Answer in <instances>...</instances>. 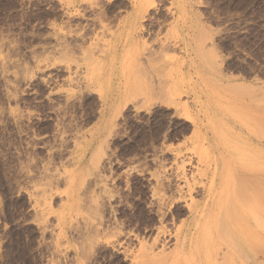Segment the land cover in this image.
<instances>
[{"label": "rangeland", "instance_id": "374dc122", "mask_svg": "<svg viewBox=\"0 0 264 264\" xmlns=\"http://www.w3.org/2000/svg\"><path fill=\"white\" fill-rule=\"evenodd\" d=\"M135 1L145 64L125 29L110 43ZM260 126L264 0H0V264H185L172 253L206 201L215 139L264 199V162L247 171L264 139L261 156L244 138ZM75 141L90 144L79 164Z\"/></svg>", "mask_w": 264, "mask_h": 264}, {"label": "bare ground", "instance_id": "6f19581e", "mask_svg": "<svg viewBox=\"0 0 264 264\" xmlns=\"http://www.w3.org/2000/svg\"><path fill=\"white\" fill-rule=\"evenodd\" d=\"M133 3L134 5H133L132 12L125 19H123L122 23L118 26V29H122L119 32L120 34H118V36L112 37V40H110V43L111 45L115 46L116 42H120L122 40L121 36L124 33L123 29H125L126 37L122 44V50L127 47L128 48L130 47L132 49L130 51V57L134 60V62H138V63L140 62L141 64H145V63L151 62V60H154L151 58L154 56V53L152 52V50H149L148 48H146V41L142 39L141 37L142 33H139V31L141 30V25L139 24V20L142 18L141 17L142 11L140 10L142 9V7L140 6V3L138 1H135ZM104 21L108 22L106 18ZM140 37L142 40H140ZM160 44L162 48L160 52H162L163 50L166 49V46L168 44L166 43L165 44L160 43ZM112 58H114V54ZM142 60H144L145 63ZM89 73L92 74V71H90ZM147 75L151 76L149 74ZM253 131L254 133L250 132V134L253 137L249 135L248 133L249 130L248 132L246 131L248 134L239 130L237 133H235V136L238 138H243V136H245L244 135L245 133L248 135L244 137L245 139H247L246 141H249V139L252 140L253 138H255L256 142L259 144L256 146L258 150L257 153L263 156L262 148H261V140L264 139V127L260 126L259 129L253 130ZM82 139L83 138H81V140ZM84 140H85V137H84ZM75 142H76L75 145L77 143L79 144V142L77 141ZM85 145H87L86 141L84 142V148L81 147L80 145L74 146V148L79 146L78 151H82L83 153L77 156H72V155L67 156V157L72 156L70 158L72 163L79 164L80 161L83 159V156L85 155L84 151L86 152V150H88L87 147L85 148ZM216 148H217V139L214 140V147H213L214 154L212 153L213 157L209 165L210 168L213 169L212 177L210 178L209 184L204 190V199L206 201L203 204H197L195 202H192L190 205L187 206L188 207L187 210H189L191 221H190V224H187L186 227L182 228L179 234L177 235L176 248L174 249V253L172 254H174L175 256L180 255L179 257L183 255L184 256L183 262H185V264H192V263L193 264L194 263L196 264H216L217 261L221 260V262H223L228 257H231V264H251L254 262V261H251L254 259L253 258L254 252H252L253 242L254 241L258 243H261L262 241L264 242V239H263L264 237L263 238L261 237L264 229H262V231L261 229L258 230V228H256L255 226H252L250 220H252V223H253L255 220L254 219L255 216H256L255 218H257V221L259 219L258 217L260 216H261L260 217L261 219H264V204H263L264 202L262 203V200L264 199L263 198L260 199V196L255 195L259 198V200L256 201L257 205L254 204L255 206L254 205L252 206L253 208H255L254 210L250 209L251 206L249 204L250 202H252L253 204L254 201H249L246 204L244 202H247L246 198H249L248 196L252 197V200L255 198L257 199V197H254V195H252L253 193L252 194H249V193H251L252 191L254 192L255 189L260 190V188L258 187H259L260 179L262 178V176L260 179L255 177L257 181H255L256 180L255 178H251L249 176H248L249 179L247 178V180L246 179L243 180L242 178H240V176H238V174H235L231 170L230 168L231 164L228 158L226 156H222L219 153H217ZM259 158H260V155L258 158L257 156H255V159L252 156L250 160L251 164L247 166L248 172L253 173V170L255 171L254 168L256 165L258 166L262 165V163L264 162L263 157H262V161H261V158L260 160ZM69 162L70 161L68 159V163ZM74 169L72 172L70 171L71 173L68 175V177H66V179L64 178L65 181L67 182L70 181L71 184L73 183L75 179ZM219 170L221 172L220 175L217 174ZM260 175L261 173H259V176ZM258 180H259V183H258ZM218 186L220 187L219 190H217ZM71 191L73 190H70V193H72ZM261 196L263 197V195ZM69 197H70V194H69ZM244 204L246 205L247 209ZM256 206L260 209L259 212L256 210L258 209ZM245 210L246 211L249 210L248 211L249 214L252 212L250 215L251 217L250 220L247 219L248 217H246L245 215ZM254 211H256L257 214L259 213V215L254 213ZM198 214H201V215L208 214L209 219H207V221H204V223L195 222V225L193 226L192 225L193 220L198 218L197 217ZM252 214L253 215L255 214L254 217H252L253 216ZM261 219L260 221H258L259 225L261 224L259 222L264 221ZM257 221H255L254 223H256ZM258 224L256 223V225ZM64 226H63V229H64ZM191 230H193V232ZM191 235H195V236L191 237ZM260 239H261V242L259 241Z\"/></svg>", "mask_w": 264, "mask_h": 264}, {"label": "crops", "instance_id": "0c3cea01", "mask_svg": "<svg viewBox=\"0 0 264 264\" xmlns=\"http://www.w3.org/2000/svg\"><path fill=\"white\" fill-rule=\"evenodd\" d=\"M180 30H181V31H187L188 28H187V27H184V28H183V26H182V27L180 28ZM131 80H132V79H131ZM131 80L129 81V84H131ZM127 82H128V80H126V79H123V80H122V84H126ZM186 89H187V87H186ZM182 90H183V88H182ZM124 94L127 95V94H129V92H123L122 95H124Z\"/></svg>", "mask_w": 264, "mask_h": 264}]
</instances>
